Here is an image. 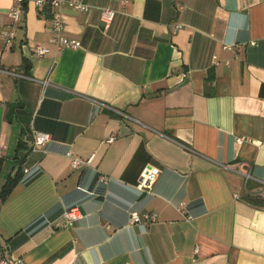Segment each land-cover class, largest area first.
Returning <instances> with one entry per match:
<instances>
[{"label":"crops","instance_id":"0c3cea01","mask_svg":"<svg viewBox=\"0 0 264 264\" xmlns=\"http://www.w3.org/2000/svg\"><path fill=\"white\" fill-rule=\"evenodd\" d=\"M36 1L7 46L13 0H0V192L20 142L28 152L0 200V251L26 264H264V207L245 201L241 173L264 180V0ZM56 10L78 48L50 42ZM36 132L51 139L30 153ZM69 153L93 159L75 169ZM149 166L159 176L140 192ZM72 207L83 218L57 227ZM132 212L158 220L130 225Z\"/></svg>","mask_w":264,"mask_h":264},{"label":"built area","instance_id":"2783aa9c","mask_svg":"<svg viewBox=\"0 0 264 264\" xmlns=\"http://www.w3.org/2000/svg\"><path fill=\"white\" fill-rule=\"evenodd\" d=\"M24 1L25 0H13V5L9 10V19L10 22L4 28L2 31V38L5 41L7 46H12L15 38H16V31L21 25V23L24 20L25 17V7H24ZM68 5L72 7L73 9L79 10V11H86L87 8L84 5L83 2L80 0H66ZM61 3V0H37L36 6L38 8H42L44 5H51L55 8H59ZM115 17V12L111 9H104L102 10V19L104 23L106 24V27H109L112 23L113 19ZM53 25H52V35L50 38V42L55 45L58 52L67 49V48H78V42L72 38H69L64 31V23L62 20L61 12L59 10H56L53 17ZM181 27V24H177L174 26V32H177V30ZM49 49L38 45L35 48V55L38 58H43L49 53ZM0 72H2L0 70ZM7 74L18 78V79H25V80H33V78L25 72H6ZM50 135L36 132L35 133V139L33 143L29 146L30 147V153L34 152L39 148L41 145H43L45 142H48L50 140ZM246 138H239L237 141L239 143H242L245 141ZM115 138H110L109 142H113ZM2 146L0 145V149ZM71 159V164L75 169H78L82 166H87L90 164V162L93 159V156L89 160H81L79 158H76L73 156L72 153H69L68 155ZM26 172V171H24ZM159 169L154 168L152 166H149L144 169L140 176V180L138 184L136 185V189L140 192H149L152 189V186L156 182L158 176H159ZM243 177L245 178V186H244V192L245 201L247 198L252 199H258L264 204V180H256L252 177V175L249 173L241 172ZM101 179L106 181L107 177L102 176ZM253 181L255 186L250 187L249 182ZM235 199H241L240 195H235ZM179 211L181 213L184 212L183 204L179 206ZM83 218V214L79 207H72L68 210H66L63 214V217L61 219V222L57 223V227H63L65 229L72 228L78 221H80ZM158 217L155 213H144L139 214L138 212H132L130 214V225H149L157 222ZM0 264H26L23 259H17V258H11L7 257L4 254L0 253Z\"/></svg>","mask_w":264,"mask_h":264},{"label":"trees","instance_id":"16d2710c","mask_svg":"<svg viewBox=\"0 0 264 264\" xmlns=\"http://www.w3.org/2000/svg\"><path fill=\"white\" fill-rule=\"evenodd\" d=\"M210 80H212V79H210ZM261 94L264 96V85L262 86ZM23 148H25L24 144H22L20 142L18 147H17V155L15 157V161H16L18 168L14 171V174H11L8 177L6 183L2 187V190L0 192L1 202H4L10 196V194L13 192V190L16 188V186L22 180V177L24 174L23 165H24V162L26 161L27 155H28V152H24V155L21 156V151ZM0 169H1V161H0ZM246 200H248V203H250L252 205L264 207L263 202H261L258 199L247 198ZM0 253H2V252L0 251Z\"/></svg>","mask_w":264,"mask_h":264}]
</instances>
